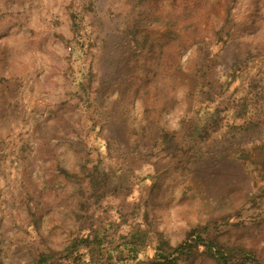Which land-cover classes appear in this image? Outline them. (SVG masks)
I'll return each instance as SVG.
<instances>
[{"label": "rangeland", "instance_id": "rangeland-1", "mask_svg": "<svg viewBox=\"0 0 264 264\" xmlns=\"http://www.w3.org/2000/svg\"><path fill=\"white\" fill-rule=\"evenodd\" d=\"M242 98L208 159L166 142ZM196 230L264 264V0H0V264H167Z\"/></svg>", "mask_w": 264, "mask_h": 264}, {"label": "trees", "instance_id": "trees-1", "mask_svg": "<svg viewBox=\"0 0 264 264\" xmlns=\"http://www.w3.org/2000/svg\"><path fill=\"white\" fill-rule=\"evenodd\" d=\"M208 100L213 99V97L209 94L206 93L204 95ZM243 99V98H242ZM246 107V102H238V104L234 105L231 104V106H227L225 109L228 111L218 110L217 108H209L205 107L202 112H200V117L203 123H200L198 127L190 129L188 134H180L176 137L173 134L170 138L166 139V142L170 144V141L173 143L174 150L176 148H188L189 149V143H192L193 140L199 141L201 145V141L204 143L206 141V137L208 134L215 133L217 129L221 127H226L225 120L228 118L227 113L232 111L235 115L242 112ZM232 109V110H230ZM215 123V126L210 127L211 124ZM163 136L166 138L167 132H163ZM190 136V137H189ZM186 144V145H185ZM198 144H195L196 151L198 153V157L200 160H206L208 159V151L205 149L202 145L200 146ZM196 235H194V239L191 241H183L181 243L176 244L173 247L169 248H164L158 247L160 249V252H158V256L161 257L162 261L167 264H177L178 261L186 259L189 256H191L196 249H199L200 245L206 246V249L209 251L210 256L215 260L216 264H227L228 261V254L227 251L225 252L224 250L220 249V246L216 244L214 247L211 245H208L206 238L204 236H201V233L196 230ZM66 250V249H65ZM141 251L142 249L139 248L137 242L133 241H128V255H132L134 258L135 262L139 264V262L145 261L142 259H139L138 257V251ZM55 254V251L53 249H50V251L47 252H41L40 255L38 256V261L37 263L44 264L47 261V258L50 256H53Z\"/></svg>", "mask_w": 264, "mask_h": 264}]
</instances>
